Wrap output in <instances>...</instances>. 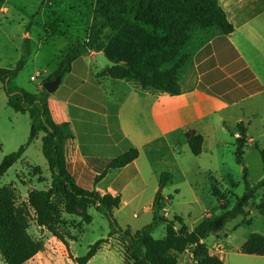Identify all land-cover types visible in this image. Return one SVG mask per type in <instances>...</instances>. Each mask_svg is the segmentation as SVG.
<instances>
[{
	"label": "trees",
	"instance_id": "obj_1",
	"mask_svg": "<svg viewBox=\"0 0 264 264\" xmlns=\"http://www.w3.org/2000/svg\"><path fill=\"white\" fill-rule=\"evenodd\" d=\"M6 2L0 0V12ZM30 26L31 23L26 27L28 31ZM193 27L207 30V39L219 34L229 35L234 30L217 0H95L87 37L73 43L61 59L58 69L45 82L70 73L73 63L81 56L101 52L111 65L98 73L97 78L132 81L144 92L179 95L182 92L180 77L193 52V49H189L192 45L189 32ZM30 56L29 39H25L22 55L15 67H0V84L7 95L8 107L31 118L29 139L18 151L5 157L0 165V180L43 134L42 152L51 171L52 182L47 190L30 191L27 202L20 205L16 204V192L12 185L0 189V254L6 264H26L42 249L41 243L28 232L32 211L39 227L66 243L57 231L63 220V212L74 216L78 208L81 218L79 227H82L93 221L89 214L91 206L108 218L111 228L109 238L118 236L124 242L127 256L133 264H178L177 255L185 253L190 247H194L192 259L196 264H225L205 240L211 235L220 236L229 222L246 213V208L257 193L264 189V178L250 184L244 169L246 191L237 198L232 209L225 202L226 196L213 190L222 212L203 220L193 231L185 227L182 218L169 220L162 214L165 204L161 193H157L153 201V220L149 225L136 232L130 228L123 229L113 216V211L121 204V197L110 194L102 196L96 191L84 190L76 185L68 171L64 154L66 136L53 120L48 103L50 94L44 88L37 94L29 93L15 83ZM238 131L236 156L237 161L243 164L248 139L242 124L238 125ZM185 134L191 153L200 156L204 137L194 130H188ZM260 155L264 167V149L260 150ZM138 157L139 151L130 149L115 158L99 178L126 167ZM34 171L41 174L39 167H34ZM171 180V174L165 172L161 175L160 185L164 187ZM57 195L64 198L63 210L55 201ZM161 224L166 226V236L157 240L153 233ZM177 224L180 226L178 230ZM105 243L106 239L96 242L87 255L74 258L76 264H88ZM240 252L264 256V236L250 234Z\"/></svg>",
	"mask_w": 264,
	"mask_h": 264
},
{
	"label": "crops",
	"instance_id": "obj_2",
	"mask_svg": "<svg viewBox=\"0 0 264 264\" xmlns=\"http://www.w3.org/2000/svg\"><path fill=\"white\" fill-rule=\"evenodd\" d=\"M217 1L234 30L195 45L180 77L181 94L144 92L126 81L97 78L98 73L111 65L98 68L99 63L104 65L100 61L104 56L101 52H89L76 60L58 90L50 94L48 103L53 120L66 136L64 154L68 171L84 190L120 196L121 204L113 211L114 215L121 206L135 211L146 208L142 205L143 196L148 193L152 179L160 182L161 175L171 171L158 170V162L168 152L172 153L173 148L187 146L188 130L204 137L202 156L227 145L228 131L236 140L240 124L246 128V147L252 145L255 124L264 125V0ZM40 47L39 44L36 53L31 52L22 71L37 60ZM66 53L54 65L36 66L41 80L35 90L20 81L22 71L15 83L37 94ZM36 80L37 77L31 76V81ZM133 148L139 151L135 161L99 178L115 158ZM175 161L177 171L185 177V166ZM27 167L31 171L39 166L27 162ZM39 168L41 174L31 175L37 177L31 183L48 181ZM157 193L161 192L154 189L150 194L151 206ZM162 196L164 203L171 201V197ZM165 208L164 205V216L168 217ZM223 249L217 244V254L223 255ZM251 256L259 258L253 264H264V256Z\"/></svg>",
	"mask_w": 264,
	"mask_h": 264
},
{
	"label": "rangeland",
	"instance_id": "obj_3",
	"mask_svg": "<svg viewBox=\"0 0 264 264\" xmlns=\"http://www.w3.org/2000/svg\"><path fill=\"white\" fill-rule=\"evenodd\" d=\"M95 0H7L0 12V67L14 68L20 54H22L25 39H29L32 53H36L39 44L40 53L37 60L28 64L20 73V81L29 85L32 90L37 88L41 77L37 76L36 66L46 63L54 65L58 59L69 50L76 40H85L88 35ZM31 23L30 29H26ZM191 46L208 38V31L193 27L189 32ZM99 69L104 68L109 62L105 56H101ZM31 76L37 77L31 81ZM139 88L136 82L128 81ZM140 89V88H139ZM31 118L28 114H17L7 106V95L0 85V165L6 156L16 152L24 146L30 135ZM264 125L256 123L251 132L255 143L244 149V163L240 164L236 156V140L230 131L226 133L227 145L218 147L212 153L205 152L202 156H194L187 144L183 149L173 148L172 153H167L158 164V170L172 175L171 182L164 187L160 182L152 179L148 193L144 194L142 205L146 208L139 211L121 206L113 215L118 225L123 229L130 228L133 232L149 225L153 220L152 206L148 203L150 194L154 189L165 197H171L166 202L165 209L168 219L175 217L183 219L185 227L193 231L203 220L216 217L222 211L220 202L212 191H218L226 196V204L229 209L235 205L237 198L246 191L244 169H246L247 181L255 184L264 178V167L260 150L264 149ZM42 134L27 150L23 159L15 164L0 180V189L6 185H12L16 192V204L27 202L30 190H46L51 186L52 175L48 163L42 152ZM183 164L187 170L184 177L177 171V163ZM27 162L39 166L43 170V177L48 181L43 183L35 180L31 175H36L34 170L29 171ZM164 172V173H165ZM212 173L213 176L209 174ZM152 177V176H151ZM60 209L64 208V198L61 195L55 197ZM264 189L260 190L246 208V213L229 222L220 236L211 235L205 240L207 246L217 253V244L222 246V260L226 264H253L259 259L256 256L242 254L239 250L250 234L257 233L264 236ZM137 214L135 217L134 214ZM165 211H162L164 215ZM80 210L70 216L63 212L62 223L57 231L64 237L65 242L54 237L47 229L37 225L32 211L29 234L40 242V253L26 264H76L74 258H82L90 248L99 240L106 239L102 248L90 260L88 264H133L127 256L124 242L118 236L109 238L111 232L110 222L107 217L98 212L94 206L89 209L93 221L90 225L79 227L81 218ZM176 229H180L177 224ZM166 236V226L161 224L153 233L157 240ZM222 243V245H221ZM189 251L177 255L178 264H196ZM72 257V258H71ZM0 264H6L0 254Z\"/></svg>",
	"mask_w": 264,
	"mask_h": 264
},
{
	"label": "water",
	"instance_id": "obj_4",
	"mask_svg": "<svg viewBox=\"0 0 264 264\" xmlns=\"http://www.w3.org/2000/svg\"><path fill=\"white\" fill-rule=\"evenodd\" d=\"M63 80V75L57 76L54 80L46 81L43 83V88L49 93L54 94L59 86L61 85ZM162 191V188L160 189V192Z\"/></svg>",
	"mask_w": 264,
	"mask_h": 264
}]
</instances>
